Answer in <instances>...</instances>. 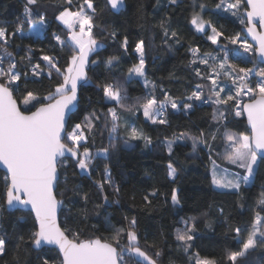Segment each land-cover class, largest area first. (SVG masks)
I'll return each instance as SVG.
<instances>
[{
	"label": "snow or ice",
	"instance_id": "6c2138e0",
	"mask_svg": "<svg viewBox=\"0 0 264 264\" xmlns=\"http://www.w3.org/2000/svg\"><path fill=\"white\" fill-rule=\"evenodd\" d=\"M182 3L183 0H155L156 14L163 11L160 19L149 23L142 15L139 17L141 27L150 33L147 41L139 34L130 40L102 20L106 10L113 15L127 11L126 0H23V11L11 30L8 23L0 24V165L7 169L0 179V219L4 211L9 215L16 211L34 213L32 229L17 234L14 245L8 230L0 225V264H163L159 241H150L140 231L136 215H124L126 223L120 226L107 219L111 229L107 237L82 238V225L90 216H99L101 208L106 211V206L121 202V188L110 166L118 143L138 147L132 142L139 141L146 148L153 144V138L132 117L142 116L152 125L168 126L169 109L187 115L198 107L195 101L216 106L211 114L215 127L208 132L200 129L198 136L180 132L161 142L170 158L166 168L170 191L152 186L143 194L142 206L150 209L154 200L165 196L174 208L182 207L180 189L176 187L179 169L174 148L191 140L193 152L203 147L211 159L219 134L224 149L221 159L241 171H229L212 160L210 182L237 196V206L245 207L239 202L242 190L254 186L264 173V0H218L212 13L236 17L256 41L255 46L239 34H226L222 25L207 19L205 0H190L187 22L194 33L217 46L213 51H201L187 42L181 26L174 23L170 12ZM49 9L53 10L51 20ZM52 20L64 27V35L51 32ZM47 32H51L54 47L68 51L63 62L51 49H37L32 44L21 48L15 42ZM106 41L118 51L101 60L98 57L109 47ZM229 45H238L250 58L240 57ZM185 47L189 54L187 67L203 83L195 84L190 94L178 102L167 89H158L148 79L149 59L157 48L172 51ZM37 52L39 55H35ZM233 57L253 67H240ZM125 60L129 66L123 71ZM152 61L154 64V57ZM101 66L109 75L119 72L124 79L98 77L94 82L89 71ZM253 77L255 83H251ZM169 78L178 79L175 73H169ZM44 80L54 82L46 94L29 88ZM134 82L147 89L143 96H129L128 86ZM87 87L99 90L103 106L92 107L82 120L73 123L80 92ZM88 101L91 104L92 98L88 97ZM229 115L233 120L245 117L248 127L231 131ZM105 134L107 145L101 141L97 147V137ZM69 172L79 175L81 182L72 183ZM61 180L64 191H60ZM84 180L91 182L94 191L85 190ZM66 194L78 197L71 202L81 204L75 214L65 204ZM256 208L259 210H254L246 226L229 225V231L235 234L233 239L238 241L234 250L226 249L219 257L192 251L199 232L197 217L182 219V226L174 230L177 249L182 250L188 264H248L253 252L264 249V192ZM219 212L223 215L224 209ZM33 252L37 253L34 259ZM169 264L175 262L170 260Z\"/></svg>",
	"mask_w": 264,
	"mask_h": 264
},
{
	"label": "trees",
	"instance_id": "16d2710c",
	"mask_svg": "<svg viewBox=\"0 0 264 264\" xmlns=\"http://www.w3.org/2000/svg\"><path fill=\"white\" fill-rule=\"evenodd\" d=\"M99 2L102 3L103 0H99ZM205 2L209 9L207 19H211L218 26L222 25L226 34H239L242 39H245L242 32L244 26L239 23L236 17H231L228 14H212L218 0H205ZM126 3L128 4V10L123 14L113 15L106 10L102 20L108 23L110 27H116L120 35H128L130 40L135 39L139 34L147 41L150 39V33L141 27L139 17L142 15L147 22L155 23L163 15V11L159 15L156 14L154 11L155 0H126ZM189 4L190 0H183L182 5L175 6V9L170 12L174 18V23L181 26L183 36L188 38L187 42L199 46L201 51H213L217 46L211 45L200 34L194 33V30L188 24ZM22 11L23 0H0V24L8 23L11 30V25L16 23L17 17L21 15ZM52 11V9H49L50 20ZM165 11H168V9H165ZM27 28L28 25H25L24 30L26 31ZM50 28L51 32H57L60 35H64L66 31L62 25L54 20H52ZM51 32L36 38L16 39L15 42L21 48L32 44L37 49L40 47H44L45 50L51 49L62 58L63 62V58L67 57L69 53L67 50L61 52L54 47L55 41L52 39ZM106 43L109 44V47L98 57L101 60L118 51L110 45V42L106 41ZM157 43H159L158 40ZM235 46L229 45L233 49L236 48ZM12 50L15 51V48ZM35 55H39V53L37 52ZM188 56L186 47L183 49L174 48L172 51H163L157 48L150 54L148 79L156 83L158 89L159 87L167 89L171 95L178 98V102H181L186 94H190L195 84L203 83L191 75V69L187 67ZM152 57L155 58L154 64ZM240 57L245 60L250 58L248 53L246 55L240 54ZM232 60L238 63L240 67H253V64L240 62L235 57ZM128 66L127 60H125L122 63V70L126 71ZM169 73H175L178 79H170ZM89 76L94 82L97 81L98 77L101 79L105 77L108 79H124V76L120 75L119 72H113L109 75L107 69L102 66L90 70ZM254 80H256V77L252 78L251 83H255ZM53 83V81L44 80L42 84L29 85V88L36 90L38 93L46 94ZM146 91L147 89L139 82H134L128 86V94L132 98L143 96ZM156 95L160 96L159 90H157ZM88 97L92 98L91 104H89ZM194 103L198 107L187 115L169 109L167 113L168 126L152 125L150 122H146L142 116L132 117L137 119L147 134L153 138V144L146 148L139 141L132 142L133 145H139L138 147H126L123 143H118L110 166L115 181L121 188V202L119 205L106 206V211L105 208H101L99 216H90L88 222L82 225L84 232L82 238L91 236L107 237L111 233V229L107 227V219H110L113 225L120 226L126 223L123 219L124 215H136L140 231L146 233L150 241L152 239L159 241L158 247L163 249L161 257L163 264H169L170 260L174 261L175 264H188L187 257L182 250L176 247L174 230L182 226V219L197 217L199 232L197 239L193 241L195 247L192 251H198L201 256L219 257L223 255L226 249L234 250L236 248L238 241L233 239L235 234L229 231V225L233 228L246 226L252 220L254 210H259L256 208V204L261 198V193L264 192V173H262L261 178L257 179L254 186L242 190L243 199L239 202L245 204L243 209L237 206V196L228 193L227 190L216 189L210 182V165L212 160L219 164H226L221 159L224 149L219 134L213 146L211 159L207 149L203 147H198L196 152H193L191 140H184L182 145L174 148V159L179 169V180L176 187L180 189L182 207L174 208L170 203V198H167L168 202H166L165 196H160L159 199L154 200V206L150 209L142 206V196L152 186L161 188L162 192L170 191L171 184L168 181L166 172L167 162L170 158L161 142L165 138L171 139L174 134L180 132H188L190 135L198 136L200 129L208 132L215 127L211 114L216 106L201 101H195ZM101 106H103L102 96L98 89L94 87L82 89L80 103L73 116V123L82 120L87 110ZM125 115L130 116L128 113ZM229 121L231 131H243L247 128L243 116L233 120L229 115ZM101 141L107 145V134L103 137H97V147ZM4 175L5 173L0 170V179ZM69 179L72 183L81 182V177L79 175L73 176L71 172H69ZM83 184L86 191H94L90 181L84 180ZM61 185L60 191H64L62 180ZM77 200L78 197L66 194L65 204L72 209L73 214L81 207L80 203H71ZM220 208L224 209L223 215L219 212ZM204 213H207V215L205 216ZM2 215L3 219H0V225L8 230L12 245L16 242L17 234H26L33 227L34 217L29 212L16 211L13 215H9L7 211H4ZM20 217H24V220L20 221ZM63 219L64 216L61 215L60 220ZM209 224L211 227L207 226ZM121 243H124V241L122 240ZM36 255L35 252L31 253V258L34 259ZM48 255H55V253L49 252ZM248 264H264V249L253 252Z\"/></svg>",
	"mask_w": 264,
	"mask_h": 264
},
{
	"label": "water",
	"instance_id": "95a60500",
	"mask_svg": "<svg viewBox=\"0 0 264 264\" xmlns=\"http://www.w3.org/2000/svg\"><path fill=\"white\" fill-rule=\"evenodd\" d=\"M258 30H260L259 29V25H258ZM242 32H243V34H244V36H245V39L248 41V43H250V44H252L253 46H255L256 45V41L253 39V37L251 36V34H249V33H247V31H246V29L243 27L242 28ZM77 111V109H75L74 110V113ZM244 119H245V122H246V118L244 117ZM246 126H247V123H246ZM248 127V126H247ZM0 170L2 171V172H4L5 174L7 173V169L3 166V165H0ZM23 212H28V211H23ZM30 213V212H29ZM32 215H33V217H34V213H31Z\"/></svg>",
	"mask_w": 264,
	"mask_h": 264
},
{
	"label": "rangeland",
	"instance_id": "374dc122",
	"mask_svg": "<svg viewBox=\"0 0 264 264\" xmlns=\"http://www.w3.org/2000/svg\"><path fill=\"white\" fill-rule=\"evenodd\" d=\"M39 36H41V35H39ZM39 36H36V35H33L32 37L33 38H36V37H39ZM234 46V45H233ZM236 48H234L237 52H239L240 54H243V55H246V53L243 51V49L242 48H239V46L238 45H236L235 46ZM255 81V80H254ZM205 91H207V89H205ZM248 98L247 97H244V100L246 101ZM217 163V162H216ZM226 163V162H225ZM217 164H219V163H217ZM220 165H221V167H227L228 169H229V171H241V170H239V169H237V168H235V166H232V165H227V164H221L220 163ZM211 167H212V163H211V165H210V169H211ZM217 189V188H216ZM220 190H224V189H220Z\"/></svg>",
	"mask_w": 264,
	"mask_h": 264
}]
</instances>
